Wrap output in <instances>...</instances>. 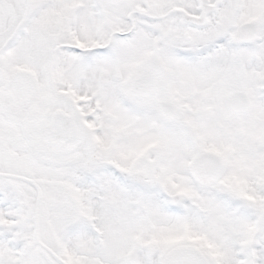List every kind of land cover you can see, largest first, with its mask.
<instances>
[{
  "label": "snow or ice",
  "instance_id": "obj_1",
  "mask_svg": "<svg viewBox=\"0 0 264 264\" xmlns=\"http://www.w3.org/2000/svg\"><path fill=\"white\" fill-rule=\"evenodd\" d=\"M0 264H264V0H0Z\"/></svg>",
  "mask_w": 264,
  "mask_h": 264
}]
</instances>
